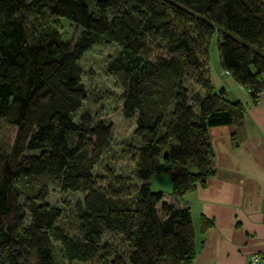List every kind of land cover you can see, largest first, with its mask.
Here are the masks:
<instances>
[{
  "label": "trees",
  "instance_id": "trees-1",
  "mask_svg": "<svg viewBox=\"0 0 264 264\" xmlns=\"http://www.w3.org/2000/svg\"><path fill=\"white\" fill-rule=\"evenodd\" d=\"M29 13L43 14L45 26L28 31ZM61 19L80 29L73 42L59 37ZM214 36L221 71L255 104L264 91V0H0V123L14 128L0 150V264H191L189 211L148 180L167 175L169 196L180 199L214 175L209 128L231 126L233 149L242 141L243 107L209 82ZM94 45L119 48L107 72L121 89V118L133 122L140 181L127 201L119 198L127 186L95 189L92 169L111 126L72 120L85 96L77 62ZM50 183L84 195L71 226H56ZM209 227L200 218L199 231ZM106 233L115 245L101 242Z\"/></svg>",
  "mask_w": 264,
  "mask_h": 264
},
{
  "label": "crops",
  "instance_id": "crops-1",
  "mask_svg": "<svg viewBox=\"0 0 264 264\" xmlns=\"http://www.w3.org/2000/svg\"><path fill=\"white\" fill-rule=\"evenodd\" d=\"M221 72L216 52L215 62L209 60V82L243 107L242 141L233 149L231 126L209 128L214 175L174 204L191 216L197 246L191 264H249L252 255L264 264V91L252 104L248 91ZM200 218L210 223L203 232Z\"/></svg>",
  "mask_w": 264,
  "mask_h": 264
},
{
  "label": "rangeland",
  "instance_id": "rangeland-1",
  "mask_svg": "<svg viewBox=\"0 0 264 264\" xmlns=\"http://www.w3.org/2000/svg\"><path fill=\"white\" fill-rule=\"evenodd\" d=\"M45 16L41 13H29L25 25L29 30H38L45 26ZM79 28L72 24L59 20L58 35L64 42H73L79 32ZM216 37L214 36L209 46V60H216ZM119 52L115 45H94L85 51L77 62L81 73L79 82L85 90V96L81 101V106L77 112L72 115L73 122L88 120L92 124L102 122L110 125L112 128L109 147L104 151L99 162L93 167L92 174L99 178L95 189L103 192L107 186L113 190L118 187L127 186L128 189L119 194L121 200L132 198L135 189L140 181L135 176V149L138 146L133 139L131 132L133 130L132 121H124L119 113L121 106V89L114 79L107 72L108 62ZM160 50L151 51V57L161 53ZM190 93L192 90L189 88ZM14 128L0 123V150L6 152L11 145ZM151 190L159 191L163 194V201L167 204L173 203L169 196L170 181L167 175L153 174L148 180ZM125 196V197H124ZM84 195L79 193H60L53 185H48V196L45 203L51 207L61 210V217L56 222V226L66 228L73 224L74 208L81 204ZM175 205V204H174ZM157 213L159 214L158 207ZM69 237H75L73 230L67 232ZM110 242L115 245L117 238L114 235L104 234L101 242ZM257 256V255H256ZM75 264V263H73ZM88 264H97L95 262Z\"/></svg>",
  "mask_w": 264,
  "mask_h": 264
},
{
  "label": "built area",
  "instance_id": "built-area-1",
  "mask_svg": "<svg viewBox=\"0 0 264 264\" xmlns=\"http://www.w3.org/2000/svg\"><path fill=\"white\" fill-rule=\"evenodd\" d=\"M223 75H225V76H229V73L228 72H225V71H222L221 72ZM261 259L258 257V256H256V255H252V256H250V258H249V264H260L261 263Z\"/></svg>",
  "mask_w": 264,
  "mask_h": 264
},
{
  "label": "water",
  "instance_id": "water-1",
  "mask_svg": "<svg viewBox=\"0 0 264 264\" xmlns=\"http://www.w3.org/2000/svg\"><path fill=\"white\" fill-rule=\"evenodd\" d=\"M166 156L164 155V158H165Z\"/></svg>",
  "mask_w": 264,
  "mask_h": 264
}]
</instances>
